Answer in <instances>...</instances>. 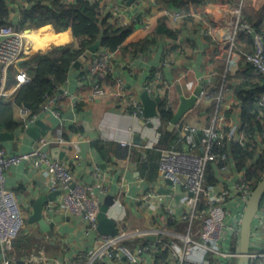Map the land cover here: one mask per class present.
<instances>
[{
  "label": "built area",
  "instance_id": "2783aa9c",
  "mask_svg": "<svg viewBox=\"0 0 264 264\" xmlns=\"http://www.w3.org/2000/svg\"><path fill=\"white\" fill-rule=\"evenodd\" d=\"M214 1L226 4L224 0ZM244 2L245 0H237L233 31L228 35L227 41L233 51L238 44L237 38L240 34L251 36L252 49L242 53L243 61L262 78L264 88V30L257 31L254 24L246 20L243 14ZM15 5L19 8V15L32 4L27 0H19ZM123 6L121 3L111 5L108 12L111 15L110 20L113 21L121 15ZM160 12L172 24L192 15L163 5ZM147 28L148 24H145L144 29ZM25 30L19 29L11 21L0 25V103L7 97L11 99L13 96L10 92L13 72L20 68L21 62L29 52L24 37ZM119 50L112 52L109 48L100 46L95 53H89L88 50L84 53L87 58L81 64L83 68L81 72H86L87 77L84 80L87 83L93 81L91 86L88 85L89 90L85 99L77 93H69L63 86L45 96L40 112H50L59 121V127L54 134L39 137L31 150L21 153H9L0 144V254L2 255L0 264H14L6 254L12 250L18 237L24 234L26 217L14 193L6 188L4 180L5 172L9 168L22 163H30L34 168L44 167L50 177V189L60 192L57 203L44 207L43 214L53 209L62 210L80 217L86 224L87 233L97 231V215L100 209L98 202L94 204L84 192H79L73 186L74 175L67 160L62 161L53 157L51 149L60 148L68 143V139L63 136L64 124L67 121L76 122L77 107L83 102L88 103L110 96L132 117L144 122L147 120L141 101L134 97L131 89L117 75V68L112 64ZM75 63L76 61L72 66ZM163 65L166 63L164 62ZM104 73L111 78V87L104 86L99 80V76ZM185 76L187 73L180 75L173 82H168L165 80L162 66L150 73L144 86L145 92L155 97L165 91L157 107L158 115L162 103L163 108L173 110L168 98L169 90L176 83H181ZM82 79L83 77L80 76V80ZM27 81L28 78L23 75V79L18 83ZM17 85L13 91L16 90ZM217 90L211 123L202 134L197 136L194 127L180 120L175 128L181 134L185 148L159 149L158 172L163 181L170 182L167 184V190L172 194H163L158 189L141 194L142 204L154 211L151 226L135 230L119 227L118 220L124 218V213L121 211L122 204L119 199H114V204L107 213L116 220L118 234L116 236L100 234L95 248L90 252H80L71 261H54V264H77L85 259L87 264L101 263L104 260L123 264H157V255L163 252L167 253V264H228L233 259L238 260L241 256L239 250L241 219L255 187L252 186V181L248 179L245 170L237 168L230 144L238 143L245 147L254 141L241 131L240 111L234 117L231 106L226 102L227 93L231 90L233 92V89L225 75ZM254 97L256 102L264 107V91L255 93ZM237 104L239 105L238 100ZM65 110L70 112L69 117L63 115ZM17 112L23 119L24 129L30 127L29 125L33 124L40 114V112L32 114L25 105L19 106ZM154 120V130L158 140L160 121L158 116ZM255 141L261 151L264 147V132L260 133ZM154 146L151 143L145 145L147 149H152ZM142 158H145V153ZM209 166L215 171L217 181L214 184H208L206 180ZM93 177L96 183L82 188L87 191L92 189L105 191L101 172L94 170ZM176 192L191 193L180 198L181 206L177 208L173 205V193ZM167 198L170 199L171 204L166 203ZM170 220L173 225H167ZM147 236H154L155 240L151 241ZM248 258L249 264H264V196L252 223ZM19 259L23 260L24 264H49L45 244L32 249L24 248Z\"/></svg>",
  "mask_w": 264,
  "mask_h": 264
},
{
  "label": "crops",
  "instance_id": "0c3cea01",
  "mask_svg": "<svg viewBox=\"0 0 264 264\" xmlns=\"http://www.w3.org/2000/svg\"><path fill=\"white\" fill-rule=\"evenodd\" d=\"M65 1L72 2L73 0ZM224 1L225 5L214 0H199L189 18L181 19L174 24L170 23V34L168 30L163 29L162 18H160L162 4L157 0H103L104 6L101 8L102 14L105 15L109 12L111 5L115 3L124 5L121 15L113 21L109 20L112 29L131 27L133 31L139 32L144 30L145 24H148L147 29L152 33L143 49L131 52L119 50L112 62L117 68V75L125 81L134 97L140 100L150 73L160 66L168 82H173L180 75L187 73L181 83H176L169 90L168 98L173 105V113L180 102L178 85H181L184 95H190L201 81L204 83L203 96L181 119L197 130V136H200L211 123L215 110L217 87L224 75L230 86L236 85L242 79V71L245 67L242 52L249 48L246 42L237 44L233 51L230 48L227 38L233 31L237 0ZM15 4H9L10 21L17 25L20 14L18 15L19 8ZM263 5L264 0H245L244 16L255 17ZM46 26H50L56 34L69 31L71 38L60 45L51 43L44 49L51 45L73 44L77 46V39L70 29L56 32L53 26ZM159 27H162L161 33L158 31ZM44 49L41 48V50ZM164 62L166 65H163ZM82 69L81 65L79 68L72 66L63 88L85 99L89 90L88 85L91 86L93 81L90 80L87 83L84 79L80 80ZM30 79L29 77L28 81ZM99 80L106 87L112 85L111 78L105 73L99 76ZM21 84L22 82L18 83L14 92ZM226 102L231 106L232 114L236 117L240 109L232 90L227 93ZM80 105L76 111V122L67 121L64 124V134L67 136L68 143L60 147V151L66 155V159L62 161L67 160L74 175L73 186L79 192H84L94 204L98 202L99 206L107 195L119 199L122 204L121 211L124 213V218L118 220L120 221L119 227L135 230L151 226L154 211L142 204L141 194L161 188L167 190L168 187L153 164L146 175H142L139 169L140 160L147 150L145 145L151 143L154 146L158 141L154 130L155 120L147 118L144 122L132 117L110 96L88 103L83 102ZM211 111L212 114H210ZM15 112L16 117L19 118L18 112ZM69 114L67 110L63 112L66 117H69ZM38 119L46 125L47 136L54 134L59 127V121L50 112H40ZM147 123H151L152 126H148ZM9 133L13 135V138L0 142L9 153L26 152L36 144L37 139L28 137L22 126ZM136 133L140 135L139 145L134 144L133 136ZM96 141H102L107 145L114 144L112 148H109L111 151L108 153L109 158L100 156L94 147ZM177 145L180 149L185 148L184 141L178 142ZM94 170L101 172L105 191L97 189L87 191L82 188L96 183L93 177ZM4 180L6 188L14 193L26 217L23 235L30 238L31 246L34 248L45 244L49 264H54V261H71L80 252L88 253L95 248L100 233L98 231L87 233L85 222L77 215H70L58 209H53L49 213L44 212L46 221L54 223L53 228H50L48 232L39 227L37 223H29L28 219L33 211L34 200L42 195L56 192L50 189V177L44 167L34 168L30 163H22L9 168L5 172ZM58 199L59 195H56L54 201H48L45 208L51 203L53 205L57 203ZM166 203L171 204L170 199L167 198ZM1 259L0 254V261ZM77 264H87L86 259ZM92 264L123 263L104 260L101 263Z\"/></svg>",
  "mask_w": 264,
  "mask_h": 264
},
{
  "label": "trees",
  "instance_id": "16d2710c",
  "mask_svg": "<svg viewBox=\"0 0 264 264\" xmlns=\"http://www.w3.org/2000/svg\"><path fill=\"white\" fill-rule=\"evenodd\" d=\"M17 1L0 0V25L9 23V4H15ZM157 1L165 7L177 8L187 14H192L199 2V0ZM27 2L32 5L21 11L19 21L15 26L19 29H33L31 34L35 45L28 48L29 51L44 48L51 43L60 45L70 40L69 31L56 34L50 26L39 28L44 25L53 26L56 32L70 29L77 39V46L73 44L52 46L45 52H37L32 55L34 64L28 70L31 79L22 83L10 100L0 103V132H11L22 126L23 119L16 117L15 114L19 106L28 104L32 114L39 113L45 96L52 94L58 87L64 85L73 62L79 60L97 40L101 41V46L109 48L112 52L117 49L131 52L143 49L152 34L149 29L139 32L133 31L131 27L112 29V26L109 25L111 15H104L101 12V8L104 6L103 0H73L72 2L65 0H27ZM189 16L191 15L185 18H189ZM160 18H162L163 29L168 30L170 34L169 20L162 13ZM246 20L253 23L257 31H263L264 5L255 17H246ZM237 40L238 44L246 42L249 46L243 52L251 51L250 35L240 34ZM242 74V79L236 85H232L231 89L239 101L241 131L254 142L245 147L238 143H231L230 150L237 163V168L245 170L248 179L252 181V186L255 187L264 177V147L260 151V146L255 141L256 137L264 132V107L256 102L254 95L263 92L264 88L262 78L249 65H245ZM80 76L84 79L87 77L86 72H81ZM80 106L79 104L77 108ZM172 116L173 110L165 109L163 103L160 104L158 115L160 137L152 149L145 151V158L140 160L139 169L142 175L150 172L151 164L158 169L159 149H180L177 143H182L183 139L180 137L179 131L176 128L173 130L168 128ZM63 136L67 139L65 134ZM113 146L114 144L107 145L102 141L94 143L95 149L102 158H109L108 153L111 152L109 148ZM218 164L219 162H217ZM206 180L208 184H214L217 181L215 171L211 166L208 167ZM167 225H173V222L170 220ZM24 248L32 249L34 247L31 246L29 237L21 235L15 241L12 250L6 254V257L16 261L21 258ZM166 257V252L158 254L156 263L167 264Z\"/></svg>",
  "mask_w": 264,
  "mask_h": 264
},
{
  "label": "water",
  "instance_id": "95a60500",
  "mask_svg": "<svg viewBox=\"0 0 264 264\" xmlns=\"http://www.w3.org/2000/svg\"><path fill=\"white\" fill-rule=\"evenodd\" d=\"M25 31H28L26 29ZM159 33H161L162 27L158 28ZM101 46V41L97 40L93 45L88 48L89 53H95L98 48ZM87 58L86 54H83L79 60L73 65V67L79 68L83 61ZM180 91V102L173 113L172 119L168 126L169 130H173L176 124L182 119V117L191 110L195 103L199 98L203 96L204 92V83L201 81L196 88L193 90V93L190 96H185L182 93L181 85H178ZM165 95V91H162L160 94L155 97H151L145 91L141 94L140 100L144 107L145 117L148 119H154L158 116L157 107L161 102L162 96ZM206 97V95H205ZM27 109L30 108V105L25 104ZM263 114V113H262ZM148 126H152L151 123H147ZM26 135L32 139H38L40 136H45L48 132L46 125L40 120L37 119L33 125L25 129ZM13 138V135L7 131L0 132V142L10 140ZM134 144H140V135L138 133L133 136ZM51 153L53 157H57L60 159H66V155L60 151L59 147H53L51 149ZM166 184H170L168 180H165ZM163 194L171 195L172 192L161 188L159 190ZM60 192L56 191L50 193L49 195H42L33 202V211L29 217V223L35 224L37 223L39 227H41L44 231L48 232L50 228L52 229L54 226L53 222H47L44 215L43 210L47 202H53L56 195H59ZM185 195H191L189 192H176L173 193L174 197V207H180L181 201L180 198ZM264 196V177L261 181L255 186L252 195L248 199L246 206L243 211L241 226H240V237H239V250L241 256L237 260V264H249V250H250V241H251V230L252 223L254 217L258 211L261 200ZM114 204V197L112 195H107L100 205L99 213L97 215V231L102 235L116 236L118 234V229L116 225V220L110 216H108L109 208ZM147 238L151 241L155 240L154 236H147ZM14 245V244H13ZM16 264H24L23 260L17 259Z\"/></svg>",
  "mask_w": 264,
  "mask_h": 264
},
{
  "label": "rangeland",
  "instance_id": "374dc122",
  "mask_svg": "<svg viewBox=\"0 0 264 264\" xmlns=\"http://www.w3.org/2000/svg\"><path fill=\"white\" fill-rule=\"evenodd\" d=\"M46 25H44V26H41V27H39V28H42V27H45ZM39 28H37V29H39ZM53 46H56V45H53ZM52 47V45L51 46H49V48H51ZM49 48H46V49H44V50H41V49H36L35 51H29L27 54H26V56H25V58H24V60L21 62V64H20V68L19 69H17V70H15L14 72H13V79L11 80V90H10V92H11V94L12 95H14L13 94V88L17 85V83L18 82H20V80H22L23 79V75H25L27 78H29L30 76H29V71L28 70H30L32 67H33V61H32V55H34L35 53H37V52H45L47 49H49ZM10 96V95H9ZM13 97V96H12ZM11 97V98H12ZM8 100H10V99H8V97L6 98V99H4V101H8ZM210 114H212V111H211V113ZM126 243H128V242H126ZM228 264H237V261H236V259H233L232 261H230Z\"/></svg>",
  "mask_w": 264,
  "mask_h": 264
},
{
  "label": "bare ground",
  "instance_id": "6f19581e",
  "mask_svg": "<svg viewBox=\"0 0 264 264\" xmlns=\"http://www.w3.org/2000/svg\"><path fill=\"white\" fill-rule=\"evenodd\" d=\"M24 37L26 38L28 48H31L32 44L34 46L35 43L31 34V30L26 31Z\"/></svg>",
  "mask_w": 264,
  "mask_h": 264
}]
</instances>
